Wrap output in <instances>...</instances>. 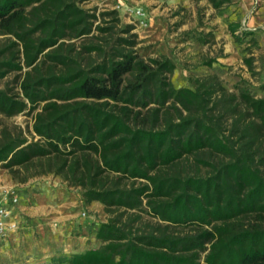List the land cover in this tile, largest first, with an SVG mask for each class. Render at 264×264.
Returning <instances> with one entry per match:
<instances>
[{
    "label": "trees",
    "instance_id": "1",
    "mask_svg": "<svg viewBox=\"0 0 264 264\" xmlns=\"http://www.w3.org/2000/svg\"><path fill=\"white\" fill-rule=\"evenodd\" d=\"M84 1L0 0V79L25 69L20 95L0 90V113L35 111L37 137L1 130L0 165L53 174L116 214L92 231L98 247L50 264H264V86L175 88L169 58L139 57L117 12ZM143 206L157 222L137 227Z\"/></svg>",
    "mask_w": 264,
    "mask_h": 264
},
{
    "label": "rangeland",
    "instance_id": "2",
    "mask_svg": "<svg viewBox=\"0 0 264 264\" xmlns=\"http://www.w3.org/2000/svg\"><path fill=\"white\" fill-rule=\"evenodd\" d=\"M253 2L228 0L220 10L212 8L207 0H85L81 7L97 15L116 11L119 22L114 23V30H128L120 36L133 42L132 50L139 57L146 60L165 56L175 64L169 76L175 88H192L195 80L216 76L232 93L248 86L256 97H262L264 1L259 0L257 6ZM235 23L252 33L241 43L228 31V25ZM82 41L73 40L76 46ZM5 43L0 36V52ZM246 58L251 60L252 70L244 64ZM24 71H12L1 78L0 90L20 95ZM34 114L29 109L9 117L0 113V131L6 129L28 142L36 141L32 131ZM29 173L22 169L12 173L0 165V190L14 186L19 198L14 216L18 229L0 242V264H50L56 256L51 255L54 251L68 254L74 247L79 251L98 247L100 243L93 239L92 231L116 214H106L98 202L86 204L79 187L53 174L30 177ZM139 215L137 227L157 222L144 206ZM175 231L184 234L187 230Z\"/></svg>",
    "mask_w": 264,
    "mask_h": 264
},
{
    "label": "built area",
    "instance_id": "3",
    "mask_svg": "<svg viewBox=\"0 0 264 264\" xmlns=\"http://www.w3.org/2000/svg\"><path fill=\"white\" fill-rule=\"evenodd\" d=\"M257 6L259 0H254ZM141 15L140 12L137 13ZM19 203L18 193L14 186L2 187L0 190V242L6 240L18 229L15 208Z\"/></svg>",
    "mask_w": 264,
    "mask_h": 264
},
{
    "label": "crops",
    "instance_id": "4",
    "mask_svg": "<svg viewBox=\"0 0 264 264\" xmlns=\"http://www.w3.org/2000/svg\"><path fill=\"white\" fill-rule=\"evenodd\" d=\"M94 239V238H93ZM95 240V239H94ZM75 248V247H74ZM74 248H72L71 249V251H69V253L68 254H63V253H60V251L58 250V251H54V253L55 254H52L51 253V255H56V256H53V257H57V258H60V257H70V255H72V254H76V253H80V252H82V251H84V250H81V251H79V250H77V249H74ZM86 249H89V248H86ZM85 249V250H86ZM47 256V255H46Z\"/></svg>",
    "mask_w": 264,
    "mask_h": 264
}]
</instances>
